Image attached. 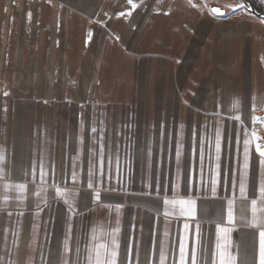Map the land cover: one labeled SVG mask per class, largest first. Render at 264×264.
Here are the masks:
<instances>
[{"label": "rangeland", "instance_id": "374dc122", "mask_svg": "<svg viewBox=\"0 0 264 264\" xmlns=\"http://www.w3.org/2000/svg\"><path fill=\"white\" fill-rule=\"evenodd\" d=\"M81 1L85 0H0V93L25 96L20 97L25 111L30 109L37 116L42 132L50 124L49 116L56 113L60 155L54 158L55 163L57 159L62 164L68 161L76 168L88 148L84 174L106 175V179L84 184L111 193L117 189L118 183L112 179H117L122 163L127 179L121 180L122 191L136 187L140 193L157 192L161 183L127 182L131 156L138 153V158H133L138 177L151 172L152 164L156 173L159 165L153 154L157 148L154 141L159 143L155 138L161 135L157 122L164 120L175 138L178 121L173 114L163 118L157 111L182 112L186 117L179 119L183 120L180 126L192 125L193 120L209 124L210 119H194L191 114L214 104L209 95L229 94V85H221L225 80L221 77H229V64L222 69L219 63L209 61L224 55L216 54L221 47L208 44L210 36L241 24L250 28V50L255 57L251 75L256 84L249 89L263 98L260 110L255 111L253 133L259 137L257 143L264 145V19L249 13L237 0H89L95 3L90 11L83 9ZM253 2L262 13L264 0ZM213 8L223 10L224 15L214 14ZM213 18L223 22L211 25L207 21ZM163 37L170 39L168 47H162ZM66 152L72 157H66ZM167 152L171 170L174 150ZM82 177L78 173L72 179ZM83 183L74 180L72 185ZM40 189L52 188L41 185ZM139 201L160 204L159 197L142 196ZM28 204L30 209L34 203ZM52 210H44L46 223H51L50 245L42 241L43 234L34 254L29 252V257L21 260L0 254V264H50L45 260L60 241L61 231L58 220L52 219ZM27 215L32 218L31 213ZM32 223L27 220L26 227L32 228ZM4 234L10 236V242L16 238L11 229L0 228V241Z\"/></svg>", "mask_w": 264, "mask_h": 264}, {"label": "crops", "instance_id": "0c3cea01", "mask_svg": "<svg viewBox=\"0 0 264 264\" xmlns=\"http://www.w3.org/2000/svg\"><path fill=\"white\" fill-rule=\"evenodd\" d=\"M154 1L159 3L163 0ZM80 5L88 11L95 7V3L89 0L81 1ZM207 22L213 25L223 21L213 18ZM162 39V47H168L170 39ZM250 42V28L242 24L241 27L230 28L228 32L212 33L208 44L221 47L216 54L224 55L221 59L210 57L209 61L219 63L222 69L229 64V77H221L225 79L221 85H229V94L209 95V102L214 104L191 114L194 119H210L209 124L202 125V122L193 120L192 125L180 126L183 120L179 119L186 117L182 112L157 111L163 118L173 114L178 121L175 122L177 130L173 129L175 138L171 137V128H166L164 120L157 122V132L161 135L155 138L159 143L154 141L157 148L153 154L159 165L156 173L152 164L151 172L141 173L142 177H138L137 163L133 160L134 157L138 158V153L131 156L130 180L127 182L150 180L151 183H161L159 195L152 192V196H146L152 200L159 197V205L139 201L143 195L136 187L122 191L121 180H127L122 174V163L116 171L117 179H112L117 181V189L107 193L99 191V188H89L83 182L103 181L106 175L92 179L84 174L89 160L88 148L83 151V162L76 168L75 165L70 166L68 161L65 164L59 163V159L54 162V158L60 155L56 147V113L53 117L49 116L50 124L46 132H42L43 127L39 126L40 122L37 124V116L29 112L30 109L25 111L22 100L25 96L0 93V228L11 229L16 236L10 242L9 235L8 238H5V234L1 235L3 240L0 246L3 247L0 254L8 257L12 254L15 260H21L19 258L22 256L24 259L29 257V252L34 254V247L39 242L50 245L51 223H46L44 210L53 209L52 219L58 220L61 231L60 241L54 249L51 248L50 257L45 260L50 264H88V257L94 256V248L101 244L111 245L110 233L116 234L119 243L118 264L120 259L126 258V246L127 251L131 252L132 264H161V258L163 264H180L181 248L186 258L194 252L198 264H219L217 245L226 243L223 234L217 231L220 227L231 228L227 244L228 253L235 258V264H259V234L251 227L253 198L257 202L256 221H264V204L259 194L264 173L255 148L257 140H253L249 148L248 168L244 167V140L252 136L255 111L260 110L263 104L259 93L254 94L249 89L256 84L251 75V62L255 57L250 50ZM257 70L260 71V68ZM98 122L100 126L102 122ZM86 140L90 142V137L86 136ZM217 142L220 145L219 153ZM170 149L174 150L171 170L167 163L170 159L167 150ZM69 155L65 153L66 157ZM245 172L247 200L240 197L238 188L235 194L231 188L232 182ZM78 173H82V180L72 179ZM124 174H127V170ZM74 180L83 184L73 186ZM213 181H216L215 193L212 192ZM19 184L25 186L23 191L16 187ZM41 185H48L52 189L42 190ZM167 198L193 200L195 209L192 216L182 212L179 205H164L163 200ZM29 202L34 203L30 209ZM230 202L233 204L232 225L227 222ZM55 203L58 205L53 208L48 206ZM27 212L32 214V218L27 217ZM31 219L33 226L27 228V220ZM185 224L189 226L187 229Z\"/></svg>", "mask_w": 264, "mask_h": 264}, {"label": "snow or ice", "instance_id": "6c2138e0", "mask_svg": "<svg viewBox=\"0 0 264 264\" xmlns=\"http://www.w3.org/2000/svg\"><path fill=\"white\" fill-rule=\"evenodd\" d=\"M219 11L220 10L216 8L212 9L213 13H219ZM93 131H95V129H93ZM253 140H259V137H257L255 133H253L250 138L244 140V144H245L244 167L245 169L248 168L249 148ZM255 148H256V152L261 158L260 160L261 171L262 173H264V145L260 143H256ZM216 149H217V152L219 153L220 151L219 142H217ZM177 155H179V153H177ZM246 176H247V172H245L241 178H239L236 181H233L231 184L233 193L235 194L238 188L240 197L245 200H247L248 198L246 195L247 184L244 179V177ZM90 178L94 179L95 178L94 174H92ZM212 183H213L212 192L215 193L216 192V187H215L216 181H213ZM16 187L20 191H23L25 186L23 184H19ZM88 187L92 188L93 184L89 183ZM148 187H151V185H149ZM155 194L159 195V192L157 191V193ZM259 194L261 198V203L264 204V180L261 181ZM141 195L152 196L153 193L149 191V192H143L141 193ZM97 198H99V192H97ZM163 204L172 205V206L179 205L181 211L186 212V214L189 217L192 216V213L195 209V203L191 199H188V200L176 199V198H173L172 200L164 199ZM251 204H252V209H253V221H252L251 227L258 230V234H259V264H264V221L259 222V223L256 221L257 202L254 198L252 199ZM232 208H233V204L230 202L228 205V214H227V222L229 225L234 224V216H233ZM117 211H119V209H117ZM247 226L248 225H245V227ZM184 227L187 229L189 226L185 224ZM217 231L218 233L223 234V238L226 241L225 244L217 245V248L219 249V264H235V258L232 257L230 253H228L227 241H228L229 234L231 232V228L220 227L218 228ZM109 235L112 237L111 245L109 246L106 244H101L98 247L94 248L93 249L94 256L90 255L88 257V264H118L119 243L117 242L115 238V235H116L115 233H110ZM101 249H103V253H101ZM119 264H132L131 252L127 251V246H126V258L120 259ZM161 264H163V258H161ZM180 264H198L195 253L192 252L190 257L186 258L184 255V249L181 248Z\"/></svg>", "mask_w": 264, "mask_h": 264}, {"label": "water", "instance_id": "95a60500", "mask_svg": "<svg viewBox=\"0 0 264 264\" xmlns=\"http://www.w3.org/2000/svg\"><path fill=\"white\" fill-rule=\"evenodd\" d=\"M240 5H242L249 13H251L252 15H255L256 17L258 18H261V19H264V10L262 13H258L254 7V5L250 2V0H237ZM218 9V8H216ZM220 10V9H219ZM218 16H222L224 15V11L223 10H220L219 13H214ZM264 120V115H263V118Z\"/></svg>", "mask_w": 264, "mask_h": 264}, {"label": "trees", "instance_id": "16d2710c", "mask_svg": "<svg viewBox=\"0 0 264 264\" xmlns=\"http://www.w3.org/2000/svg\"><path fill=\"white\" fill-rule=\"evenodd\" d=\"M251 1V3L254 5V7L256 6L255 4H254V2H253V0H250ZM256 8V10H257V12H260L261 10H259L257 7H255Z\"/></svg>", "mask_w": 264, "mask_h": 264}]
</instances>
